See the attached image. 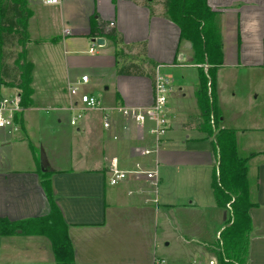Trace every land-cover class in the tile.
Returning a JSON list of instances; mask_svg holds the SVG:
<instances>
[{
    "label": "crops",
    "instance_id": "0c3cea01",
    "mask_svg": "<svg viewBox=\"0 0 264 264\" xmlns=\"http://www.w3.org/2000/svg\"><path fill=\"white\" fill-rule=\"evenodd\" d=\"M146 1L28 0L31 105L16 132L0 128V216L24 221L49 214L44 167L75 264L218 263L210 255L217 242L209 227L220 245L227 218L212 182L220 159L216 133L228 128L258 181L245 264H264V0H207L224 38L223 63L213 82L208 76L210 117L199 101L200 66L208 65L196 62L192 43L186 45L179 26L162 15L161 1L151 3L153 13ZM97 21L114 23L123 44L96 36ZM99 37L103 45L95 44ZM132 55L157 63L173 79L170 127L160 142L112 109L153 102V78L116 72ZM85 74L83 88L105 111H88L72 126L68 108L78 100L67 85ZM16 90L0 84V98ZM112 162L130 171L116 184L110 182ZM25 228L0 234V264H59L50 237Z\"/></svg>",
    "mask_w": 264,
    "mask_h": 264
},
{
    "label": "trees",
    "instance_id": "16d2710c",
    "mask_svg": "<svg viewBox=\"0 0 264 264\" xmlns=\"http://www.w3.org/2000/svg\"><path fill=\"white\" fill-rule=\"evenodd\" d=\"M146 6L153 13L152 2ZM163 5L162 15L175 22L180 28V39L190 41L193 45L195 60L207 64L200 66L201 88L199 101L203 114L210 117V106L207 89L210 76L215 80L217 68L223 63L224 38L219 28L218 12L212 10L207 0H160ZM28 0H0V84L15 87L21 91L23 108L31 105V81L33 64L27 58L28 36ZM105 21L95 22L96 36H108L116 45H122L123 39L116 27H109ZM18 44V56L10 62V54L5 47L12 48ZM145 50L146 43L141 44ZM157 63L144 61L136 57L119 62L118 75L155 77ZM207 72V74H206ZM21 113L16 121L21 124ZM220 159L213 175V190L219 207L228 211L230 218L221 232L218 250L219 264H235L236 260L244 262L248 254L252 219L250 209L255 205L250 198L251 182L247 177L248 158L238 153L236 132L233 129L221 128L216 133ZM41 163V161H39ZM50 171H42L43 186L50 201L51 211L45 216L24 221H11L0 216V234L8 236L18 229L30 226L32 233L47 234L52 240L56 259L59 264H75V253L67 232L59 222V212L53 203V192L49 180ZM258 181H255L257 184ZM27 230V227L25 228Z\"/></svg>",
    "mask_w": 264,
    "mask_h": 264
},
{
    "label": "built area",
    "instance_id": "2783aa9c",
    "mask_svg": "<svg viewBox=\"0 0 264 264\" xmlns=\"http://www.w3.org/2000/svg\"><path fill=\"white\" fill-rule=\"evenodd\" d=\"M47 5H57L62 0H42ZM109 26H114L110 23ZM65 34H69L70 30L65 29ZM96 45H99L96 43ZM95 50L94 47L90 48V52ZM89 83V76L82 75L77 81L69 82L67 85L68 93L76 97L77 104L71 105L68 109L71 112L70 124L76 126L80 120L85 116L86 112L91 110L105 111L98 97L94 94L86 92L84 86ZM173 79L171 76L162 74L156 68V74L153 81V102L150 106L144 108L114 106L112 109L121 113V116L127 122L134 121L135 123L143 126L154 138L156 142L162 141L167 134L170 127V114H169V96L172 90ZM79 103V104H78ZM21 104L20 91L16 90L14 93L2 96L0 98V128L10 133L16 132L19 129L20 123L16 121L17 114L23 111ZM111 124L109 114H104L103 125L108 128ZM112 177L110 182L116 184L125 180L130 171L121 170L117 165L112 162L111 164ZM144 172L148 178H154L156 171H141ZM157 264H163L158 260ZM192 264H218L215 259L208 262H193Z\"/></svg>",
    "mask_w": 264,
    "mask_h": 264
},
{
    "label": "rangeland",
    "instance_id": "374dc122",
    "mask_svg": "<svg viewBox=\"0 0 264 264\" xmlns=\"http://www.w3.org/2000/svg\"><path fill=\"white\" fill-rule=\"evenodd\" d=\"M61 43V48H63V46H62V42H60ZM96 46V45H95ZM17 47H18V44H15V46H13L12 48H10V47H8L9 49H7V47H5V50H6V52L8 53V54H10V62L11 63H14L15 62V57H17L18 56V50L19 49H17ZM65 49H69L67 46L65 47ZM88 49V48H87ZM89 55H91L90 53H86V54H84V56H89ZM133 57H136V56H131L130 58H133ZM91 83H93V81H91ZM85 90V89H84ZM88 92V91H87ZM89 93H91V92H89ZM238 153H239V156H242V158H244V156H245V153H243V152H240L239 151V149H238ZM41 159V161H42V157L40 158ZM247 165H248V161H247ZM249 168V167H248ZM215 172V171H214ZM213 175H214V173H213ZM247 177H248V179H249V181L251 182V187H250V192H251V194H253V191H254V189H255V185H254V182H255V180H254V174L252 173V171L250 172V170L248 169V171H247ZM250 194V195H251ZM250 198H251V200L253 199V197H252V195L250 196ZM224 212H226V218H227V221H228V219L230 218V214H229V212L228 211H226V210H224ZM226 221V220H225ZM227 221H226V223H227ZM223 224V223H222ZM209 226V225H208ZM209 230H210V238L212 239V241L213 242H217V244L215 245V247H213L211 250H210V255H211V257H215L217 260H218V258H219V253H218V249H217V247H221V246H223L224 244V242H222L220 245H218L219 244V242H220V240H219V237H217L216 238V235H215V232H213L214 234L212 235L211 233H212V231H211V229H210V227H209ZM223 231V230H222ZM221 237V236H220ZM235 264H245V261L244 262H242V261H240L239 259H237L236 260V262H235Z\"/></svg>",
    "mask_w": 264,
    "mask_h": 264
},
{
    "label": "water",
    "instance_id": "95a60500",
    "mask_svg": "<svg viewBox=\"0 0 264 264\" xmlns=\"http://www.w3.org/2000/svg\"><path fill=\"white\" fill-rule=\"evenodd\" d=\"M96 43L99 45H103L105 43V39L103 37H99L97 39H95ZM186 45L191 46V42L187 41ZM42 166H43V161H42ZM43 170H46L44 167H42Z\"/></svg>",
    "mask_w": 264,
    "mask_h": 264
}]
</instances>
